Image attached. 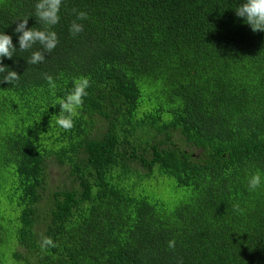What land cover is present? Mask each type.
<instances>
[{"label": "trees", "instance_id": "16d2710c", "mask_svg": "<svg viewBox=\"0 0 264 264\" xmlns=\"http://www.w3.org/2000/svg\"><path fill=\"white\" fill-rule=\"evenodd\" d=\"M244 2L64 0L59 44L32 65L41 46L19 50L14 30L24 18L43 29L37 0H0L17 47L0 81L20 75L0 82V200L13 214L0 212V264H264V185L248 188L264 176V32L236 16ZM73 8L89 17L75 38ZM82 76L91 87L65 131L56 101ZM154 173L177 201L148 194ZM41 235L57 247L41 250Z\"/></svg>", "mask_w": 264, "mask_h": 264}, {"label": "clouds", "instance_id": "9594fccd", "mask_svg": "<svg viewBox=\"0 0 264 264\" xmlns=\"http://www.w3.org/2000/svg\"><path fill=\"white\" fill-rule=\"evenodd\" d=\"M64 4V0H37L35 4V16L43 24V29L35 27L28 28L29 18H24L18 21L15 28V33L18 34L19 50L27 51L32 49L34 45L39 44L41 50L33 51L28 64L36 65L45 61V54L51 53L59 44V38L55 31L50 29L60 22V11ZM75 19L69 27V33L75 38L78 34L84 31V25L78 21L89 19L87 12L79 11L75 8L72 10ZM235 14L238 18H242L244 23L248 25L253 33L264 32V0H245V2L235 9ZM17 47L13 44L11 35L0 33V73H4L8 68L3 66V58L11 60ZM20 75L16 71H7L0 82L12 84L19 80ZM44 79L49 85V88L54 90L57 87L54 78L51 75L45 74ZM91 87L88 77H78L73 81V88L63 98H58L56 103L59 105V113L56 115L55 123L65 131L71 130L74 127V117L78 114L84 104V98L88 95L87 89ZM264 185V176L260 172H256L248 179V188L250 191H256ZM234 211L243 213L240 205H233ZM176 241L170 240L168 248L174 250ZM41 250L57 247V244L51 237L41 235L40 238ZM182 264V261H180Z\"/></svg>", "mask_w": 264, "mask_h": 264}, {"label": "rangeland", "instance_id": "374dc122", "mask_svg": "<svg viewBox=\"0 0 264 264\" xmlns=\"http://www.w3.org/2000/svg\"><path fill=\"white\" fill-rule=\"evenodd\" d=\"M47 180L49 183V186H59L60 182L63 180L64 175L61 173L60 169L58 166L54 163H51L50 161L48 162V167H47ZM154 173V175L150 178L151 180L148 182V190L152 189V193L148 194H154L157 198L164 200L168 203H173L177 201L180 198V193L177 192L176 190L173 189L172 180L165 179L163 177H157ZM153 187V188H152ZM136 191L138 189L135 188ZM154 191V192H153ZM0 212L2 215L7 216L11 215L13 216L11 210L6 206L4 202L0 200ZM6 246L3 245L0 247L1 251L6 255Z\"/></svg>", "mask_w": 264, "mask_h": 264}]
</instances>
